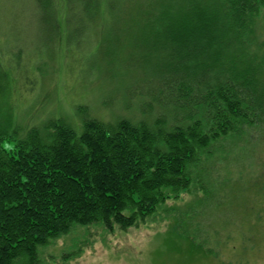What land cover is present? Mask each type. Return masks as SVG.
Segmentation results:
<instances>
[{
  "label": "trees",
  "instance_id": "16d2710c",
  "mask_svg": "<svg viewBox=\"0 0 264 264\" xmlns=\"http://www.w3.org/2000/svg\"><path fill=\"white\" fill-rule=\"evenodd\" d=\"M36 1L37 19L57 33L61 22L73 23L65 28L70 38L79 35L80 21L91 33L126 17L144 26L137 39L145 43L144 63L137 67L169 86L174 117L91 118L80 130L54 118L21 136L9 102L17 83L12 68L21 64L3 52L0 264H39V248L78 225L112 232L147 224L170 193L197 187L208 196V162L230 164L233 147L264 133V0ZM123 6H131L130 16ZM184 219L171 224L173 233L189 242L191 254L218 260L220 245L206 246L198 222Z\"/></svg>",
  "mask_w": 264,
  "mask_h": 264
},
{
  "label": "rangeland",
  "instance_id": "374dc122",
  "mask_svg": "<svg viewBox=\"0 0 264 264\" xmlns=\"http://www.w3.org/2000/svg\"><path fill=\"white\" fill-rule=\"evenodd\" d=\"M36 6V0H0V55L6 64V53L21 64L12 68L17 83L9 98L21 136L54 118L80 130L91 118L174 117L169 86L137 67L144 63L139 43H145H137L144 26L126 17L91 33L80 21L79 35L70 38L65 28L73 23L61 22L57 33L37 19ZM130 7L122 12L130 16ZM240 147L232 148L237 158L230 164L208 162V196L197 187L170 193L154 220L127 230L78 225L40 247L39 264H264V133ZM182 215L187 225L198 222L206 246L220 245L218 260L210 252L191 254L189 242L173 233L171 224ZM255 234H262L259 240Z\"/></svg>",
  "mask_w": 264,
  "mask_h": 264
}]
</instances>
